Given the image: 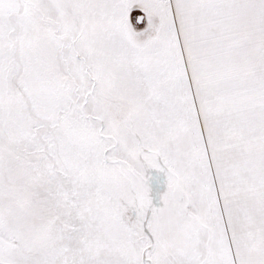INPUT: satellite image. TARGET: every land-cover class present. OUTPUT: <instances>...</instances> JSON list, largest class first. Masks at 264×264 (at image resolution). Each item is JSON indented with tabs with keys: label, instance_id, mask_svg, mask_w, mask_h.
Masks as SVG:
<instances>
[{
	"label": "snow or ice",
	"instance_id": "1",
	"mask_svg": "<svg viewBox=\"0 0 264 264\" xmlns=\"http://www.w3.org/2000/svg\"><path fill=\"white\" fill-rule=\"evenodd\" d=\"M0 264H264V0H0Z\"/></svg>",
	"mask_w": 264,
	"mask_h": 264
}]
</instances>
